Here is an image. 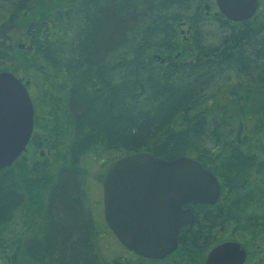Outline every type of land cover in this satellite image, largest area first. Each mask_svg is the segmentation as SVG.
I'll list each match as a JSON object with an SVG mask.
<instances>
[{
	"label": "trees",
	"instance_id": "trees-1",
	"mask_svg": "<svg viewBox=\"0 0 264 264\" xmlns=\"http://www.w3.org/2000/svg\"><path fill=\"white\" fill-rule=\"evenodd\" d=\"M208 1L0 0V71L32 83L45 121L27 147L50 149L0 170V264H197L173 259L264 241V0L242 22L207 15ZM137 152L195 158L221 184L215 204H187L194 221L162 260L121 246L88 176Z\"/></svg>",
	"mask_w": 264,
	"mask_h": 264
},
{
	"label": "water",
	"instance_id": "water-1",
	"mask_svg": "<svg viewBox=\"0 0 264 264\" xmlns=\"http://www.w3.org/2000/svg\"><path fill=\"white\" fill-rule=\"evenodd\" d=\"M214 4V15L230 22L249 20L259 5L258 0H214ZM204 9L208 15L210 6L205 4ZM32 130L33 105L25 83L10 71H0V170L26 151ZM220 193L218 178L195 158L127 154L114 160L102 179L103 218L125 249L162 260L177 250L182 227L194 221L187 204L213 205ZM246 259L240 242L225 240L206 253L203 264H244Z\"/></svg>",
	"mask_w": 264,
	"mask_h": 264
},
{
	"label": "rangeland",
	"instance_id": "rangeland-1",
	"mask_svg": "<svg viewBox=\"0 0 264 264\" xmlns=\"http://www.w3.org/2000/svg\"><path fill=\"white\" fill-rule=\"evenodd\" d=\"M208 4L210 6V10H209V14H214L217 9L215 7L214 4V0H209L208 2L204 3ZM205 11V10H204ZM205 13L207 14V12L205 11ZM26 18V17H25ZM32 19L31 17L28 18V20L25 22V25L20 26L16 29V32L11 36V43L12 45H14L15 48L19 49V50H23V49H27L28 45H29V38H28V27L30 26V24L32 23ZM189 25H183L179 28V34H178V38L181 41H187V29H188ZM20 45H23V47H20ZM152 55H157L160 57V59H162L163 57H161L160 55H158V53L156 52H151ZM176 54H179V52H176ZM175 54V55H176ZM13 66V63L10 64V67ZM17 70L12 72L13 74H15L16 76L20 77L23 79L24 82H26L27 86H28V91L29 94L31 96V100L33 103V108H34V126H33V134L36 135V133H42V126H43V122L45 121V117L41 114V112L38 110V107L36 105L35 107V99L33 96V91H32V83L29 81L28 77L23 75V71L21 69V67L16 68ZM1 71H6V70H1ZM10 71V70H7ZM11 72V71H10ZM260 100L264 101V95H260ZM257 122V121H256ZM264 124V120H259V122H257L255 124V131H259V127L262 126ZM259 126V127H258ZM250 132V130H249ZM20 156H22L21 162L22 164L26 165V166H30V164H32L33 159L32 158H41V159H45L47 157L50 156V149L47 146H40L39 148H32V146H28L26 152L23 154H21ZM19 156V157H20ZM105 169L104 171L101 168H97L94 170H91L90 172H88V176L89 178L96 183V186L98 187V190L100 192L101 195V187H102V178L104 177L105 173H106ZM244 238L242 239H238V238H233L234 240L239 241L241 244H244L246 251H248V262L246 264H256L257 260H260V262L263 260V252H261V248L263 246V240H253L251 237H249V235H243ZM263 251V250H262ZM121 253L123 252L122 248H120V245L118 243H113V247L111 248L110 253ZM123 254L127 255L128 253L123 252ZM206 256V254H205ZM205 256L201 257H196V256H188V257H179L177 256L176 258L173 259V262H177L183 259L187 260H194L196 261L197 264H203L204 260H205ZM184 257V258H183ZM260 262L258 264H260Z\"/></svg>",
	"mask_w": 264,
	"mask_h": 264
},
{
	"label": "flooded vegetation",
	"instance_id": "flooded-vegetation-1",
	"mask_svg": "<svg viewBox=\"0 0 264 264\" xmlns=\"http://www.w3.org/2000/svg\"><path fill=\"white\" fill-rule=\"evenodd\" d=\"M28 38H29V34H28ZM31 141V140H30ZM111 165V164H110ZM110 165H108V167H105V168H102V170L104 171L105 169H107L108 170V168L110 167ZM107 170H106V172H107ZM106 174V173H105ZM105 176V175H104ZM97 189H98V187H97ZM98 193H99V195H100V192H99V190H98ZM100 197H101V206H102V191H101V195H100ZM102 215H103V208H102ZM108 227V226H107Z\"/></svg>",
	"mask_w": 264,
	"mask_h": 264
}]
</instances>
